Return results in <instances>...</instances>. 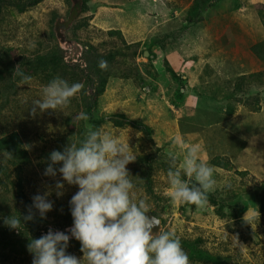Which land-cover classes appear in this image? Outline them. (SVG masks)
<instances>
[{
  "label": "rangeland",
  "instance_id": "374dc122",
  "mask_svg": "<svg viewBox=\"0 0 264 264\" xmlns=\"http://www.w3.org/2000/svg\"><path fill=\"white\" fill-rule=\"evenodd\" d=\"M77 1L61 36L75 0L0 13V48L17 49L0 63V135L18 131L30 160L0 155V264H264V74L237 79L264 72V0ZM87 65L103 88L91 114ZM149 210L159 232L132 242L121 224Z\"/></svg>",
  "mask_w": 264,
  "mask_h": 264
},
{
  "label": "trees",
  "instance_id": "16d2710c",
  "mask_svg": "<svg viewBox=\"0 0 264 264\" xmlns=\"http://www.w3.org/2000/svg\"><path fill=\"white\" fill-rule=\"evenodd\" d=\"M40 0H0V13L2 11V8L5 5L14 6L19 12L24 11L25 9L34 6L37 4ZM218 0H197L196 4L198 8L205 9L208 5L214 4ZM264 22V21H263ZM118 34L121 37L122 34L119 30H108V34ZM263 47V45H262ZM93 52V45L88 44V49L86 50V56L87 58L89 56H92ZM17 53V49L13 47L9 48H0V63L3 64V59L5 58H17L15 55ZM152 55V54H150ZM90 59V58H88ZM90 61V60H89ZM90 64V62H89ZM82 73L85 76L87 90H88V96H87V102L85 105L86 110L88 113L91 114V112L97 107L98 97L99 94L102 92L103 88L98 86V84L95 82L96 78L98 76V73L95 72V70L92 67H89L87 65L86 68L80 69ZM264 72H255L251 73L248 77L247 76H239L238 80H245V79H256L258 78V81H260V76L263 75ZM0 78H3L2 71L0 70ZM100 81L101 78H98ZM239 85L241 82L238 83ZM258 98L256 97V102L258 103ZM260 109V106H252L253 111H258ZM105 117H99L96 120H94L96 123L103 122ZM109 120H115L119 121L120 124H131L136 127H138L143 132L149 133L151 131V128L143 123H137L129 118H126L123 114H110L108 115ZM121 120V121H120ZM0 155L3 157L5 162L11 166L13 169H17V171L22 170L28 163H29V157L27 155V150L24 147L23 139L18 131L13 132H6L0 135ZM156 155V154H155ZM154 153L146 155L143 159L145 164H147V168L142 170V178L145 181L147 191L152 193V178H151V165H150V158H153ZM212 164L215 166H221V167H229L232 163L229 160L227 156H215L212 158ZM21 179V178H20ZM254 194L256 195V199L259 202L261 208L264 209V181L260 182L258 186H256L253 190ZM6 228V227H3ZM12 232L8 231H0V239H8V237L11 236ZM197 250L193 251L192 253L201 259H205V256L208 255V257H211V255L204 249L196 248ZM221 258L216 257V261H220Z\"/></svg>",
  "mask_w": 264,
  "mask_h": 264
},
{
  "label": "water",
  "instance_id": "95a60500",
  "mask_svg": "<svg viewBox=\"0 0 264 264\" xmlns=\"http://www.w3.org/2000/svg\"><path fill=\"white\" fill-rule=\"evenodd\" d=\"M78 8L79 2L75 0V4L70 12L68 19L56 22L55 29L57 35L61 36V30H65L69 27V25L77 15ZM145 55H148V51L145 52ZM121 226L124 230L132 233L131 241L137 242L147 238L150 234H157L161 228V219L155 216L152 210H149L142 214L139 226H133L127 223H122Z\"/></svg>",
  "mask_w": 264,
  "mask_h": 264
}]
</instances>
